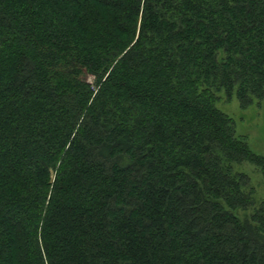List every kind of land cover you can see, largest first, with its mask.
<instances>
[{
  "label": "trees",
  "instance_id": "trees-1",
  "mask_svg": "<svg viewBox=\"0 0 264 264\" xmlns=\"http://www.w3.org/2000/svg\"><path fill=\"white\" fill-rule=\"evenodd\" d=\"M232 97L264 0H0V264H264Z\"/></svg>",
  "mask_w": 264,
  "mask_h": 264
},
{
  "label": "rangeland",
  "instance_id": "rangeland-1",
  "mask_svg": "<svg viewBox=\"0 0 264 264\" xmlns=\"http://www.w3.org/2000/svg\"><path fill=\"white\" fill-rule=\"evenodd\" d=\"M87 79L91 81L92 77L88 76ZM216 106L233 118L236 133L245 136L249 147L264 155V101L240 108L235 97L230 100L222 98L217 100ZM233 167L247 175L248 181L244 189L252 196L253 203L235 210L237 216L242 218L264 197V173L259 165L247 159L234 163Z\"/></svg>",
  "mask_w": 264,
  "mask_h": 264
}]
</instances>
